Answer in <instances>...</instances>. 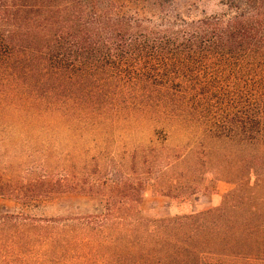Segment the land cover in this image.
Listing matches in <instances>:
<instances>
[{
	"label": "trees",
	"instance_id": "trees-1",
	"mask_svg": "<svg viewBox=\"0 0 264 264\" xmlns=\"http://www.w3.org/2000/svg\"><path fill=\"white\" fill-rule=\"evenodd\" d=\"M219 2L198 16L197 0H0V120L96 128L146 114L188 140L139 146L83 180L0 169V198L23 208L68 195L94 206L1 214L0 264H264V0ZM217 183L233 186L217 207L141 215L149 189L187 201Z\"/></svg>",
	"mask_w": 264,
	"mask_h": 264
},
{
	"label": "rangeland",
	"instance_id": "rangeland-1",
	"mask_svg": "<svg viewBox=\"0 0 264 264\" xmlns=\"http://www.w3.org/2000/svg\"><path fill=\"white\" fill-rule=\"evenodd\" d=\"M219 1L197 0L195 14L219 13ZM55 115L28 122L34 124L24 130L19 127L22 122L18 118L0 120V124L7 127L5 134L3 131L0 133V169L7 170L6 179L83 180L88 166L91 169L95 166L110 165L113 168L114 164L128 165L130 156L139 146L165 144L180 148L188 142L176 133L175 127L157 125L146 114L118 121L113 126L96 128ZM106 178L111 180V173ZM208 178L211 179V176ZM216 189L217 195L187 201L171 200L149 189L144 196L141 215L147 220H160L217 207L233 186L217 183ZM93 208L89 199L71 195L54 197L30 208H23L14 200L0 198V215L23 212L36 219L85 216Z\"/></svg>",
	"mask_w": 264,
	"mask_h": 264
}]
</instances>
